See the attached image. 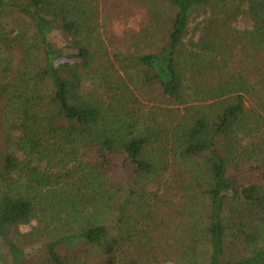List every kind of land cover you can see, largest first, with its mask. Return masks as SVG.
<instances>
[{
	"label": "trees",
	"instance_id": "1",
	"mask_svg": "<svg viewBox=\"0 0 264 264\" xmlns=\"http://www.w3.org/2000/svg\"><path fill=\"white\" fill-rule=\"evenodd\" d=\"M0 242L10 264H264V0H0Z\"/></svg>",
	"mask_w": 264,
	"mask_h": 264
},
{
	"label": "rangeland",
	"instance_id": "2",
	"mask_svg": "<svg viewBox=\"0 0 264 264\" xmlns=\"http://www.w3.org/2000/svg\"><path fill=\"white\" fill-rule=\"evenodd\" d=\"M128 18L131 19V21H133V22H137V21L141 20L140 15L137 13L133 16L128 15ZM121 21L122 20H116V21L114 20L113 23L111 24V33L115 37L123 36V30H121V29L123 28V26L125 24H122L123 22H121ZM128 22H129V20H128ZM237 26L241 29H244V28L249 27V23L247 21H245L244 19H240L239 22L237 23ZM98 33H99V36L103 40H105V42L107 43V39H106L105 35H103V31L101 28L98 29ZM144 103H145V105H148V106L152 105L151 102H148V101H144ZM131 172L132 171H129L128 175ZM122 178H123V176H122ZM173 222L174 221L172 220L171 224H173ZM34 226H37L36 222H32L31 225H29V226L20 227L19 230L23 233H29ZM168 233H169V235H168ZM156 235L158 237L163 236L166 239H171L170 238V231L166 228L165 229H158V231L156 232ZM47 236L50 237V234L47 233ZM30 237H31V239H27V245L25 246L27 249H28L29 245H31L32 243H33L32 244L33 246H36L37 248H39L46 241L52 240V239H43L42 236H30ZM0 264H10L9 263V256L7 255L5 247L3 246V244L1 242H0Z\"/></svg>",
	"mask_w": 264,
	"mask_h": 264
}]
</instances>
